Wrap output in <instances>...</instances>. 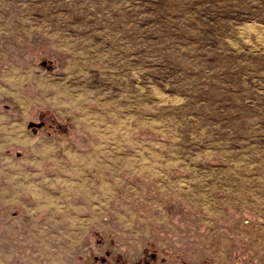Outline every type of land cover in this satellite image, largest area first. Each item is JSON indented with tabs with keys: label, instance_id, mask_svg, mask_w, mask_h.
I'll return each mask as SVG.
<instances>
[{
	"label": "rangeland",
	"instance_id": "1",
	"mask_svg": "<svg viewBox=\"0 0 264 264\" xmlns=\"http://www.w3.org/2000/svg\"><path fill=\"white\" fill-rule=\"evenodd\" d=\"M9 72L66 165L99 152L87 173H110L117 143L146 163L161 208L141 221L129 200L138 224L93 238L112 256L84 244L75 264H264V0H0L1 111Z\"/></svg>",
	"mask_w": 264,
	"mask_h": 264
},
{
	"label": "crops",
	"instance_id": "2",
	"mask_svg": "<svg viewBox=\"0 0 264 264\" xmlns=\"http://www.w3.org/2000/svg\"><path fill=\"white\" fill-rule=\"evenodd\" d=\"M11 73L4 77L8 86L4 95L18 108L0 110V264H75L86 256L87 261L108 260L107 255L112 253L94 255L92 245L107 235H112L116 244L122 228L138 224L139 221L135 225L131 219L127 221L120 213L128 209L129 200L137 208L141 202L149 203L140 210L128 209L135 211L139 220V211L148 214L161 208L146 201L147 193L139 188L146 163L139 165V158L132 156V145L127 144L125 149L117 143L122 153L106 164L110 173H87L102 167L95 161L103 157L99 152L82 155L63 148L70 161L66 165L53 136L45 139L43 131H37L47 126L53 132L54 125L49 120L27 124L29 118L23 113V99L18 95L19 79L12 78ZM124 169L132 170L131 190L124 188V178L120 176ZM142 225L141 229H145L146 223ZM84 244L89 247L86 256L78 251ZM146 244L157 245L152 238ZM125 250L133 259L135 251L129 247ZM147 257L154 258L142 249L135 259Z\"/></svg>",
	"mask_w": 264,
	"mask_h": 264
}]
</instances>
